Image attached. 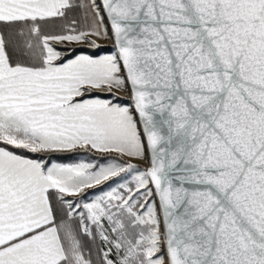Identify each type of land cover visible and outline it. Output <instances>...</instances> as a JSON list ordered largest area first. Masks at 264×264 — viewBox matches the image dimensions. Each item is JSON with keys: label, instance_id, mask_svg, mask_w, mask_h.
<instances>
[{"label": "snow or ice", "instance_id": "obj_1", "mask_svg": "<svg viewBox=\"0 0 264 264\" xmlns=\"http://www.w3.org/2000/svg\"><path fill=\"white\" fill-rule=\"evenodd\" d=\"M0 264H264V0H0Z\"/></svg>", "mask_w": 264, "mask_h": 264}, {"label": "rangeland", "instance_id": "obj_2", "mask_svg": "<svg viewBox=\"0 0 264 264\" xmlns=\"http://www.w3.org/2000/svg\"><path fill=\"white\" fill-rule=\"evenodd\" d=\"M102 43H110L109 41H102ZM121 95H123V94H121Z\"/></svg>", "mask_w": 264, "mask_h": 264}, {"label": "trees", "instance_id": "obj_3", "mask_svg": "<svg viewBox=\"0 0 264 264\" xmlns=\"http://www.w3.org/2000/svg\"><path fill=\"white\" fill-rule=\"evenodd\" d=\"M96 155H99V154H96Z\"/></svg>", "mask_w": 264, "mask_h": 264}]
</instances>
